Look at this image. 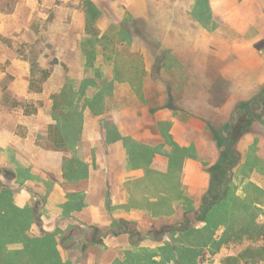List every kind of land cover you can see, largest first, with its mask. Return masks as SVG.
Wrapping results in <instances>:
<instances>
[{"label": "crops", "instance_id": "1", "mask_svg": "<svg viewBox=\"0 0 264 264\" xmlns=\"http://www.w3.org/2000/svg\"><path fill=\"white\" fill-rule=\"evenodd\" d=\"M56 1L0 0V65L9 63L0 70V82L7 77L5 89L19 98L30 97V65L6 42H28L33 35L37 40L31 27L47 20L46 8L57 12ZM73 9L69 8L73 19L86 18L85 12ZM205 10L206 15H198V35L189 38L188 51L182 48L181 65L132 68L135 73L168 74L165 104L147 105L145 111L156 130L144 125L145 119L134 110L94 114L96 125L90 129L85 123L77 146L84 152L75 156L70 149L64 154L37 145L24 117L0 114V163L8 164L5 154H12L15 165L34 176L23 183L25 193L23 200L15 198L17 204L23 208L33 205L31 198L43 199L31 233L38 236L68 227L65 234L74 233L72 242L77 245L71 248L62 244L65 234L61 240L57 237L64 262L143 264L135 258L137 251L158 245L148 235L168 234L183 223L191 200L198 207L197 195L209 188L207 168L216 164L220 151L201 107L204 101H223L222 111L231 115L238 102L251 99L263 87L264 0H209ZM177 52L169 57L178 58ZM154 78L160 79L150 80ZM206 148L215 153L208 166ZM145 157L146 162H139ZM92 226L107 234L101 243L83 245ZM137 232L148 239L136 241ZM76 252L74 259L70 255Z\"/></svg>", "mask_w": 264, "mask_h": 264}, {"label": "rangeland", "instance_id": "2", "mask_svg": "<svg viewBox=\"0 0 264 264\" xmlns=\"http://www.w3.org/2000/svg\"><path fill=\"white\" fill-rule=\"evenodd\" d=\"M86 1L57 0L56 5L59 7L57 12L46 8L43 12L46 13L47 20L44 23L41 20L36 21L37 24L31 27V31H34L35 36L38 37L37 40L33 35L28 42L14 40L6 42L15 55L22 56L23 60L29 62L30 97L19 98L5 89L7 77L0 82V114H10L17 117V120L20 117L27 119L29 122L27 131L32 133L31 138L37 145L49 151L52 150L45 148L44 138L48 136L51 125L57 124V119L53 115L55 96L71 84L74 92V97L72 96L71 99L72 107L69 108L72 114L69 120L71 123H62L61 129L66 137L68 150L58 152L68 154L70 149V153L75 156L84 152L81 146L79 149L77 146L80 145L85 123L90 129L96 125L94 114L115 113L123 109L134 110L139 117L145 119L144 125L156 130L154 120L145 111L147 105L152 107L165 104L168 74L165 70L160 73L155 72L154 75L138 70L154 65L162 67L181 65L182 48L185 47L188 51L189 38L198 35L200 30L197 23L198 15H206L205 5L209 2V0H89L93 4L91 8L93 20L89 26L85 10ZM74 7L81 13L85 12L86 18L78 16L73 19ZM174 50L178 51L176 59L169 57ZM193 61L195 62L193 65L196 66V59ZM208 63L212 65V60H208ZM8 64L0 65V70L5 69ZM134 67L138 69L137 73L132 71ZM46 72L48 75L45 77ZM152 76H159L160 79L154 78L151 81ZM33 84L35 89L41 88V90H31ZM206 94L207 99L211 97L210 93ZM189 102L198 105V101H184L186 104ZM222 102L204 101L206 105L201 108L207 116L208 129V123L218 128L230 120L233 112L231 115L224 113ZM46 120L50 123L47 124ZM39 124L42 128L37 127ZM237 149L241 154V163L234 170L231 190L236 196L254 201L262 197L255 187L264 190V129L260 133L244 136L238 142ZM3 156L0 154V160ZM75 156L73 155L71 160H74ZM214 156L213 150L206 148L207 166ZM5 157L9 163H0L2 170L0 183L13 191L14 203L19 207L15 198L20 196L19 200H23L21 197V194L25 193L23 183L34 176L25 168L15 165L14 155L5 154ZM146 159L145 157L139 162H146ZM209 168H207L208 172ZM251 183L255 187L249 186ZM208 189L197 195L200 199L197 203L198 207H195L192 200L189 204L190 209L194 208L197 211H190V215H186L191 221V228L202 229L206 225L205 222L197 220L196 214L201 213L203 197ZM30 201L33 205L28 203V206L20 208L42 207L43 199L31 198ZM258 207L261 211L256 212L257 222L263 224L264 204ZM179 220L182 221L183 218ZM33 224L34 221L30 226V233L35 230ZM69 228L65 231L60 230L56 238L61 240L63 235L70 231ZM224 230L225 225L220 226L216 230L215 239L218 240ZM85 231L86 227H83L82 233ZM31 235L37 236L32 233ZM193 236V234L183 236L179 233L175 235L150 233L148 237L153 243H158L157 247L141 249L137 251L135 258L140 259L139 262L142 260L143 264H153V261L157 264H179L174 250L176 247L186 249ZM148 237L144 232L135 234L136 241ZM74 239L75 236L66 242V245ZM260 245H264V238L258 241L232 242L221 246L218 250L211 245L205 247L201 255L199 253L193 256L190 264H224L226 257L236 255L248 246ZM22 247V243L9 245L13 250ZM126 253L127 258L131 256L129 252ZM33 255L36 257V251ZM41 255L48 257L49 264H74L73 260L64 262L62 256L56 259L52 249L49 248L43 250ZM70 256L74 259L78 257L77 252L76 255L71 253Z\"/></svg>", "mask_w": 264, "mask_h": 264}, {"label": "trees", "instance_id": "3", "mask_svg": "<svg viewBox=\"0 0 264 264\" xmlns=\"http://www.w3.org/2000/svg\"><path fill=\"white\" fill-rule=\"evenodd\" d=\"M87 23L90 26L93 20L91 1H86ZM33 64H36L33 62ZM48 73H45V77ZM31 90L40 91L31 85ZM74 92L71 84L55 96L53 115L57 119L56 125H51L49 134L44 138V146L54 151H67L66 137L61 132L62 123H71L70 107ZM214 140L219 148L218 162L209 168L211 184L203 197L201 213L196 214L197 220L205 222L202 229L191 228V221L185 217L183 223L175 224L168 232L171 235H194L187 248H175L176 259L179 264H190L191 258L204 252L205 247L211 245L216 249L229 243H242L245 240L258 241L264 238V223L257 222L256 212L261 211L258 205L264 204V190L252 183L258 193L262 195L254 201L249 198L236 196L231 190L234 170L241 163V154L237 149L238 142L247 134L260 133L264 129V85L254 96L246 101L237 103L230 120L221 127L208 123ZM63 131V130H62ZM2 170L0 168V174ZM38 207L21 209L14 203L13 191L0 183V264H49L46 256L41 252L49 248L57 257L61 258L58 249L59 242L55 233H43L35 236L30 233V226L36 220ZM191 212H197L194 208ZM189 211V212H190ZM29 212V215L27 213ZM225 225L220 238L215 239L216 230ZM88 241L83 243H101L103 233L99 227L92 226ZM74 233L65 234L62 244L72 239ZM22 243V249H10V244ZM71 248L77 243L68 244ZM36 251V257L33 255ZM186 251L187 253H184ZM186 254V255H185ZM188 255V256H187ZM185 257L187 259H185ZM190 260V261H189ZM142 262V260H141ZM264 262V245L248 246L242 252L226 257L224 264H259ZM157 264L156 261L152 262Z\"/></svg>", "mask_w": 264, "mask_h": 264}]
</instances>
